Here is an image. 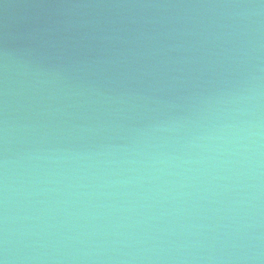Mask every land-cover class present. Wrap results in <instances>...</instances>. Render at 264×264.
Wrapping results in <instances>:
<instances>
[{
  "label": "water",
  "instance_id": "1",
  "mask_svg": "<svg viewBox=\"0 0 264 264\" xmlns=\"http://www.w3.org/2000/svg\"><path fill=\"white\" fill-rule=\"evenodd\" d=\"M0 264H264V0H0Z\"/></svg>",
  "mask_w": 264,
  "mask_h": 264
}]
</instances>
